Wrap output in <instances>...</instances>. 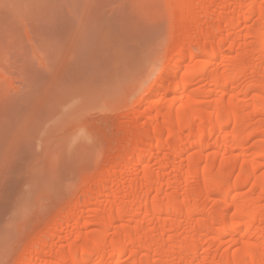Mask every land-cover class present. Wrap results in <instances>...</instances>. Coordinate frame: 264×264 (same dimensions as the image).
<instances>
[{
  "label": "bare ground",
  "instance_id": "bare-ground-1",
  "mask_svg": "<svg viewBox=\"0 0 264 264\" xmlns=\"http://www.w3.org/2000/svg\"><path fill=\"white\" fill-rule=\"evenodd\" d=\"M177 17L161 93L145 95L159 99L125 115L111 182L49 219L29 264H264V0H183Z\"/></svg>",
  "mask_w": 264,
  "mask_h": 264
},
{
  "label": "rangeland",
  "instance_id": "rangeland-1",
  "mask_svg": "<svg viewBox=\"0 0 264 264\" xmlns=\"http://www.w3.org/2000/svg\"><path fill=\"white\" fill-rule=\"evenodd\" d=\"M182 2L0 0V264H27L21 257L49 219L111 182L125 115L139 99H159L145 95L161 93ZM147 108L131 118L145 121ZM109 191L82 208L84 221Z\"/></svg>",
  "mask_w": 264,
  "mask_h": 264
}]
</instances>
